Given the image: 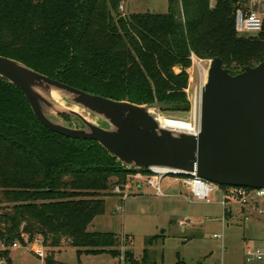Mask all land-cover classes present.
<instances>
[{
  "label": "trees",
  "instance_id": "obj_1",
  "mask_svg": "<svg viewBox=\"0 0 264 264\" xmlns=\"http://www.w3.org/2000/svg\"><path fill=\"white\" fill-rule=\"evenodd\" d=\"M125 1L0 0V56L90 94L139 106L173 104L182 112L191 110L192 55L219 58L233 76L264 62V23L256 36L235 29L236 13L249 12L251 0H169L166 14L123 17ZM138 173L151 171L123 166L96 142L49 131L21 91L0 78L5 248L40 239L49 252L45 264H65L53 254L68 247L79 256L116 258L124 237L88 228L104 214L112 185H126ZM142 264H149L147 251Z\"/></svg>",
  "mask_w": 264,
  "mask_h": 264
},
{
  "label": "water",
  "instance_id": "obj_2",
  "mask_svg": "<svg viewBox=\"0 0 264 264\" xmlns=\"http://www.w3.org/2000/svg\"><path fill=\"white\" fill-rule=\"evenodd\" d=\"M0 78L24 95L41 125L60 136L98 143L123 166L140 171L165 169L196 174L220 186L264 188V62L231 75L219 58L210 61L201 93L200 131L176 133L162 128L155 113L175 105L139 106L114 101L66 85L24 64L0 56ZM53 92L64 93L110 128L89 122L80 113L56 105ZM75 117L74 129L50 117Z\"/></svg>",
  "mask_w": 264,
  "mask_h": 264
},
{
  "label": "rangeland",
  "instance_id": "obj_3",
  "mask_svg": "<svg viewBox=\"0 0 264 264\" xmlns=\"http://www.w3.org/2000/svg\"><path fill=\"white\" fill-rule=\"evenodd\" d=\"M168 7L169 0H126L121 4L119 14L123 17L132 14H166ZM254 12L264 19L263 8ZM210 61L198 59V63L192 62L187 71L189 85L186 94L191 110H156L159 118L185 123L192 129L195 126L199 128V116L197 119L193 116L194 103L197 98L200 114L201 93L208 80ZM176 72L180 70L176 69ZM59 94L62 101L57 97L55 99L64 105L52 100L56 105L70 109L77 106L69 96ZM80 109L81 115L85 118L90 115L96 124L89 122L110 128L101 117ZM50 118L70 128H85L82 121L75 117ZM151 175L152 172L150 175L138 173L130 177L126 185H112L111 194L106 197L104 214L97 217L88 228L90 232L114 233L124 237L122 246L118 248L120 255L116 258L109 253L79 256L77 249L68 247L59 253L54 252V258L65 264H142L144 252L147 251L149 264H247L246 249L264 246L263 217L244 220L241 215H234L227 220L218 195L212 196L210 204L202 203L194 200L186 187L174 186L169 189L167 196H157L148 185L147 180ZM170 179L173 180L174 176L166 179L165 186ZM116 182L117 179H113L112 183ZM117 187L120 193L115 191ZM127 235L131 239H126ZM215 235L220 238H215ZM14 243L19 247L13 248L11 245L5 248L0 238V255L4 256H0L1 264H10L8 261L11 264H45V259L38 258L34 249L36 247L38 251H45V258L49 255L43 248L42 240L25 246L20 241ZM128 251L134 255L132 261L127 255Z\"/></svg>",
  "mask_w": 264,
  "mask_h": 264
},
{
  "label": "built area",
  "instance_id": "obj_4",
  "mask_svg": "<svg viewBox=\"0 0 264 264\" xmlns=\"http://www.w3.org/2000/svg\"><path fill=\"white\" fill-rule=\"evenodd\" d=\"M263 23V17L254 11L239 10L236 13L235 29L239 35H259L263 31ZM191 59L194 64L198 63V59L194 55ZM199 131L200 125L198 129L196 127L193 134L197 135ZM150 171L152 175L147 180L148 185L157 196H167L169 189L174 186L186 187L193 199L202 203L210 204L212 196L218 195L220 198L219 204L223 207L227 220L234 215H241L244 220H251L256 216L264 218V188L226 187L198 179L196 174L189 175L177 171L161 173L158 169ZM170 176H174V179H170V182L165 186L164 182ZM115 191L121 192L119 187ZM214 237L220 238L218 235ZM17 247L19 245L14 243L13 248ZM35 252L40 259H45V251L35 249ZM245 254L247 264H264V246L249 247L246 249Z\"/></svg>",
  "mask_w": 264,
  "mask_h": 264
},
{
  "label": "bare ground",
  "instance_id": "obj_5",
  "mask_svg": "<svg viewBox=\"0 0 264 264\" xmlns=\"http://www.w3.org/2000/svg\"><path fill=\"white\" fill-rule=\"evenodd\" d=\"M55 97L59 98L61 101V95L58 92H53L52 98L55 102H58ZM60 102H58L59 104ZM60 104H63L60 103ZM64 105V104H63ZM75 106V105H74ZM75 109V110H74ZM74 111L81 113V109L77 106L73 107ZM90 115L86 116L87 120L89 121H93L91 117H89ZM194 119H197L198 116H200L199 114V103L197 101V98L195 99V103H194V113H193ZM159 123L161 124L162 128L164 129H168V130H172L173 132L176 133H193V131L196 129V126L194 127V129H192L188 124L185 123H180L177 121H173V120H169V119H165V118H159L158 119ZM95 124L96 122L93 121ZM196 122V121H195ZM161 173L163 172H169L168 170L165 169H158Z\"/></svg>",
  "mask_w": 264,
  "mask_h": 264
},
{
  "label": "crops",
  "instance_id": "obj_6",
  "mask_svg": "<svg viewBox=\"0 0 264 264\" xmlns=\"http://www.w3.org/2000/svg\"><path fill=\"white\" fill-rule=\"evenodd\" d=\"M264 0H251L250 2V11H258L260 8H263L264 10ZM258 8V9H257ZM264 13V12H262ZM40 243V242H39ZM4 246V245H3ZM34 249H37L36 247ZM45 250V249H44ZM62 250H56L55 253H59L61 252ZM39 258V257H38ZM57 261V260H56ZM59 262V261H58Z\"/></svg>",
  "mask_w": 264,
  "mask_h": 264
}]
</instances>
